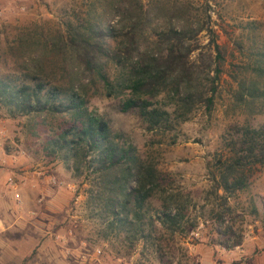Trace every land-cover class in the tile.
I'll return each mask as SVG.
<instances>
[{
    "label": "trees",
    "instance_id": "16d2710c",
    "mask_svg": "<svg viewBox=\"0 0 264 264\" xmlns=\"http://www.w3.org/2000/svg\"><path fill=\"white\" fill-rule=\"evenodd\" d=\"M76 4L56 38L27 43L29 69L19 79L0 76V108L9 117L26 118L44 156L89 180L86 203L98 207L106 228L130 242L154 245L161 260L158 235L187 232L197 224L187 216L188 197L168 189L164 175L135 144L88 109V91L117 98L119 111L135 113L147 131H170L196 106L211 110L226 49L216 41L205 7L198 10L189 1L84 0L82 9ZM234 44L241 49L240 42ZM46 50L58 57L62 79L41 75ZM251 55L250 62L239 64L249 76L232 75L231 96L256 114L264 112V52ZM54 118H60L57 127L46 128V119ZM221 140L224 150L208 172L205 198L218 201L210 215L216 232L231 235L227 201L264 169V123L230 122ZM261 206L264 221V202Z\"/></svg>",
    "mask_w": 264,
    "mask_h": 264
},
{
    "label": "rangeland",
    "instance_id": "374dc122",
    "mask_svg": "<svg viewBox=\"0 0 264 264\" xmlns=\"http://www.w3.org/2000/svg\"><path fill=\"white\" fill-rule=\"evenodd\" d=\"M83 1L0 0V76L19 79L20 72L29 69L27 43L56 38L71 19L70 7L77 2L82 9ZM185 1L198 10L205 7L208 25L226 49L211 110L196 106L172 130L162 132L147 131L132 111H119L117 98L88 91L87 107L107 119L113 132L135 144L164 175L168 189L188 197L186 213L196 226L172 235L162 231L155 241L161 246V260L154 245L130 242L122 233L109 230L96 212L98 207L92 210L86 203L89 180L83 174L72 176L59 160L44 156L39 139L28 132L26 118L9 117L0 108L2 149L20 153V187L24 194L28 191L35 197L31 195L34 205L24 206L25 212L49 218L47 224L41 221L36 232L20 231V262L7 264H264V169L255 171L248 187L228 199L231 212L225 220L232 224L231 235L216 232L210 215L212 209L217 210L218 201L205 198L211 185L208 172L224 150L221 135L227 125L233 121L264 123V112L250 114L231 96L235 88L232 75L249 76L240 65L250 62L254 52H264V0ZM199 40L201 44L207 41L203 31ZM234 42H240L241 49ZM39 62L41 75L62 79L61 64L52 51L43 54ZM59 119H46V128L55 129ZM47 175L53 177L50 186L58 191L57 206L48 203L49 196L39 190L40 178ZM184 199L182 195L180 201ZM233 241L237 244L231 245Z\"/></svg>",
    "mask_w": 264,
    "mask_h": 264
},
{
    "label": "crops",
    "instance_id": "0c3cea01",
    "mask_svg": "<svg viewBox=\"0 0 264 264\" xmlns=\"http://www.w3.org/2000/svg\"><path fill=\"white\" fill-rule=\"evenodd\" d=\"M2 135L0 119V141L3 140ZM1 144L0 142V264H7L6 262L10 261L20 262V231L36 232L40 229L41 221L47 224L49 218L32 214L34 212H25L24 206L34 205L32 199L34 195H29L30 192L26 191L25 194L28 195L25 196L23 188L20 187V153L5 152ZM40 179L39 190L45 191L44 194L49 196L48 203L57 206L55 196L57 188L50 186L53 177L47 175ZM47 232L48 230L45 233Z\"/></svg>",
    "mask_w": 264,
    "mask_h": 264
}]
</instances>
